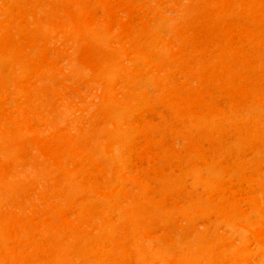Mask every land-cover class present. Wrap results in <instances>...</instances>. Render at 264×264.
<instances>
[{
    "label": "bare ground",
    "instance_id": "bare-ground-1",
    "mask_svg": "<svg viewBox=\"0 0 264 264\" xmlns=\"http://www.w3.org/2000/svg\"><path fill=\"white\" fill-rule=\"evenodd\" d=\"M0 264H264V0H0Z\"/></svg>",
    "mask_w": 264,
    "mask_h": 264
}]
</instances>
